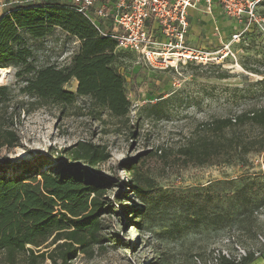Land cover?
<instances>
[{
	"label": "rangeland",
	"instance_id": "rangeland-1",
	"mask_svg": "<svg viewBox=\"0 0 264 264\" xmlns=\"http://www.w3.org/2000/svg\"><path fill=\"white\" fill-rule=\"evenodd\" d=\"M263 1L255 8L258 22L212 18L221 37L215 33L197 46L218 51L221 59L157 69L135 53L123 54L119 70L130 101L128 118H115L80 96L20 115L19 145L0 149V162L8 163L0 171L4 177L69 166L66 152L78 142L110 154L93 168L77 161L103 178L101 199L108 209L100 215L102 248L92 257L79 253L72 264H214L219 254L238 258L248 251L255 255L251 264H264V150L242 157L220 153L202 165H186L180 152L200 133L199 123L264 106ZM204 25L213 29L204 19L195 26ZM75 40L58 28L42 39L27 38L32 63H67L77 50ZM6 68L0 85L18 86V68ZM76 85L71 80L64 88L75 92ZM227 134L251 138L261 129L246 124ZM134 178L143 196L132 187ZM0 264H6L2 252ZM15 264L27 263L18 256Z\"/></svg>",
	"mask_w": 264,
	"mask_h": 264
},
{
	"label": "trees",
	"instance_id": "trees-1",
	"mask_svg": "<svg viewBox=\"0 0 264 264\" xmlns=\"http://www.w3.org/2000/svg\"><path fill=\"white\" fill-rule=\"evenodd\" d=\"M56 28L78 40L77 50L67 63L34 65L27 38L42 39ZM125 53L134 54L119 49L115 39L103 35L87 17L60 1L19 4L3 13L0 68L17 67L15 76L21 83L16 87L0 85V149L19 145L15 124L22 113L50 103L71 104L77 96L88 97L96 109H106L115 118H128L130 101L119 70ZM71 80L77 82L75 92L64 88ZM18 95L26 98L17 99ZM246 124L259 127L261 134L251 138L227 134L229 129ZM198 129L197 137L180 149L186 165L210 163L220 153L235 152L242 157L262 151L264 106L201 122ZM66 157L73 164L20 177L0 175V252L6 264H15L18 256L27 264L45 260L72 264L79 253L92 257L102 248L100 215L108 209L101 199L104 183L86 167H95L110 154L103 146L78 142L67 150ZM7 166L1 161L0 171ZM29 170L25 168L24 173ZM132 187L143 196L145 189L137 178ZM254 259L253 251L238 258L218 255L219 264H250Z\"/></svg>",
	"mask_w": 264,
	"mask_h": 264
},
{
	"label": "built area",
	"instance_id": "built-area-1",
	"mask_svg": "<svg viewBox=\"0 0 264 264\" xmlns=\"http://www.w3.org/2000/svg\"><path fill=\"white\" fill-rule=\"evenodd\" d=\"M40 0H24L33 3ZM87 17L103 35L117 42L119 49L139 55L146 65L176 69L179 64L196 61L206 64L222 58L189 44V8L210 11L218 6L226 17L258 22V0H60ZM237 37V35L235 36ZM215 54V55H214ZM229 257V256H228ZM218 263V257L214 259Z\"/></svg>",
	"mask_w": 264,
	"mask_h": 264
},
{
	"label": "crops",
	"instance_id": "crops-1",
	"mask_svg": "<svg viewBox=\"0 0 264 264\" xmlns=\"http://www.w3.org/2000/svg\"><path fill=\"white\" fill-rule=\"evenodd\" d=\"M104 1H108L109 3L116 1V0H104ZM22 2H24V0H0V16L3 15V13L7 12L9 9H11L12 7L22 4ZM209 17H207L208 15ZM206 15V16H205ZM215 15H222V12L220 11V9L218 8V6H213V8L210 11H206L204 9L198 8H189L188 9V19H189V30H188V41L189 44L192 46H196L198 47L200 45L201 42H205L209 36L214 35L215 33H218V35L221 37V34L215 30V26H213L214 23H212V18ZM226 17V16H224ZM202 19L206 20V22H208V27L209 28H213L210 29V31H205L206 29V25H204V30L200 27L195 26L197 20L201 21ZM241 22V21H239ZM242 25L243 22H241ZM211 40V39H210ZM209 41V39H208ZM75 42L77 43L78 46V40H75ZM208 43H211V41H209ZM198 45V46H197ZM204 48V46H202ZM251 264V263H250Z\"/></svg>",
	"mask_w": 264,
	"mask_h": 264
},
{
	"label": "bare ground",
	"instance_id": "bare-ground-1",
	"mask_svg": "<svg viewBox=\"0 0 264 264\" xmlns=\"http://www.w3.org/2000/svg\"><path fill=\"white\" fill-rule=\"evenodd\" d=\"M9 74L8 68H0V83H2Z\"/></svg>",
	"mask_w": 264,
	"mask_h": 264
}]
</instances>
